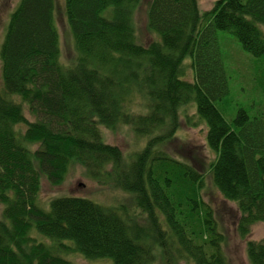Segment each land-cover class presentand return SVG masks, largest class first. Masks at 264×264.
Segmentation results:
<instances>
[{
	"label": "trees",
	"instance_id": "16d2710c",
	"mask_svg": "<svg viewBox=\"0 0 264 264\" xmlns=\"http://www.w3.org/2000/svg\"><path fill=\"white\" fill-rule=\"evenodd\" d=\"M65 1L79 53L73 65L60 61L55 0H19L0 46V264H70L71 252L113 264H153L157 255L164 264H232L202 197L203 170L164 146L180 127L182 106L194 103L215 152L212 180L238 206V233L264 223V113L230 108L218 37L230 31L263 57L264 0H215L205 11L198 0H149L147 25L159 39L148 45L136 39L142 0ZM187 57L193 80L182 77ZM137 96L144 101L131 109ZM119 123L147 136L127 161L100 128ZM73 162L131 194L136 211L77 195L43 208L41 174L60 184ZM247 255L264 264V239L249 240Z\"/></svg>",
	"mask_w": 264,
	"mask_h": 264
},
{
	"label": "rangeland",
	"instance_id": "374dc122",
	"mask_svg": "<svg viewBox=\"0 0 264 264\" xmlns=\"http://www.w3.org/2000/svg\"><path fill=\"white\" fill-rule=\"evenodd\" d=\"M19 0H0V46L4 39L5 31ZM245 1V0H244ZM215 0H198V6L202 11L210 9ZM149 0H142L135 9L134 22L136 39L143 45H148L159 39V35L148 28L147 9ZM56 11L55 21L60 38V61L65 66H71L76 61L79 53L76 48L75 39L68 22L66 13V1L55 0ZM264 31V24H258ZM219 43L223 55L224 64L230 85V108L235 112L238 107H244L251 115L264 113V56L256 57L246 51L240 40L227 30L218 31ZM0 59V84L1 82ZM187 80L194 79L190 57L184 61V76ZM19 100V99H17ZM144 99L137 96L130 108H137ZM135 106V107H134ZM24 111L30 120L35 117L30 113L24 104ZM234 114V115H235ZM228 121H232L226 116ZM104 140L107 143L119 146L127 161L134 153L142 149L146 143L147 136L138 135L130 124L119 123L116 128L100 126ZM207 126L196 111L194 103L182 106L180 112V127L175 137L164 146L165 150L173 156L188 161L197 169L203 170L205 183L202 188V197L214 209L220 229L225 234L223 249L227 258L232 264H251L247 255V242L249 240L260 241L264 239V223L257 222L246 237H241L237 230V220L240 215L235 202L225 199L214 184L209 164L215 157V152L208 146L206 140ZM36 148V146H34ZM195 158V159H192ZM62 195H77L89 198L104 205H114L119 202L128 203L131 211H136L131 203V194L113 186L111 183H99L91 178L86 169L79 163H72L65 177L60 184H52L44 174H41V190L38 203L46 209H50V202L53 198ZM3 205L0 203V217H2ZM34 235L37 233L33 229ZM36 235V236H38ZM42 236V235H40ZM38 236L39 239H44ZM45 241H48L45 239ZM70 264H113L110 258H86L78 252H71L66 255ZM153 264H164L161 256L154 258Z\"/></svg>",
	"mask_w": 264,
	"mask_h": 264
}]
</instances>
